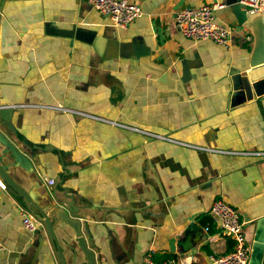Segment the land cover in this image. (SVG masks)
I'll return each mask as SVG.
<instances>
[{"label": "crops", "instance_id": "obj_1", "mask_svg": "<svg viewBox=\"0 0 264 264\" xmlns=\"http://www.w3.org/2000/svg\"><path fill=\"white\" fill-rule=\"evenodd\" d=\"M133 1L141 17L119 27L85 0H0V105L39 146L8 130L20 162L7 171L50 218L67 264H142L146 253L211 264L233 248L209 211L219 198L240 212L251 251L264 216V94L231 105L229 76L248 71L252 36L225 0ZM214 1L225 4L215 10L230 27L225 47L173 19ZM143 53L179 85H159ZM23 209L37 219L0 178V264H61Z\"/></svg>", "mask_w": 264, "mask_h": 264}, {"label": "water", "instance_id": "obj_2", "mask_svg": "<svg viewBox=\"0 0 264 264\" xmlns=\"http://www.w3.org/2000/svg\"><path fill=\"white\" fill-rule=\"evenodd\" d=\"M237 1L238 0H225L226 5L236 20V23L248 30L251 34L252 46L249 52L248 71L232 73L229 76L231 85V105H236L240 101L250 100L254 96L259 97L264 94V12H246ZM140 60L142 61L145 71L157 75L159 85L175 86V83L177 86L179 85L178 81L170 77L166 67L150 61L148 54H140ZM254 71H257L259 77H250ZM12 113V107L0 105V144L4 146L3 148H0V178L6 182L13 191L22 196L24 202L29 206L32 212L35 213V217L42 221L49 239L54 242L57 259L61 264H67L53 231V223L50 221V218L42 207L36 204L33 205L29 194L14 182L7 171L8 165L15 166L20 162L17 153L11 148L10 144H8L6 136L8 130L11 133H15L16 138L26 147H39L29 143L21 134L17 133L15 127L11 123ZM8 151H11V161L9 163L7 158ZM55 216L58 221L69 225L73 229L75 235L77 237L79 236L76 221L69 219L65 213L60 210L55 211ZM255 224L256 230L251 245L249 263L264 264V216L257 218ZM78 242L83 253L89 255L82 237H78Z\"/></svg>", "mask_w": 264, "mask_h": 264}, {"label": "built area", "instance_id": "obj_3", "mask_svg": "<svg viewBox=\"0 0 264 264\" xmlns=\"http://www.w3.org/2000/svg\"><path fill=\"white\" fill-rule=\"evenodd\" d=\"M102 14L107 15L112 23L126 27L135 19L141 17L142 10L133 0H85ZM237 3L246 12H264V0H238ZM223 2L214 1L196 8H183L175 11V25L184 36L193 40H211L221 46H228L231 40L230 27L215 20V10L224 7ZM164 138V137H162ZM48 184L53 179H48ZM210 214L218 223L222 233L233 241V248L225 255H211V264H248L250 247L244 233V221L240 212L230 203L219 198L210 205ZM22 223L26 230L33 232L40 225L33 215L23 209ZM3 244L0 241V250ZM142 264H181L175 259L156 260L151 253H146Z\"/></svg>", "mask_w": 264, "mask_h": 264}]
</instances>
